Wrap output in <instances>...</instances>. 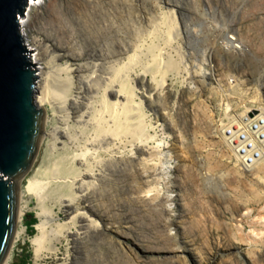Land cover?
I'll return each mask as SVG.
<instances>
[{
  "label": "rangeland",
  "instance_id": "374dc122",
  "mask_svg": "<svg viewBox=\"0 0 264 264\" xmlns=\"http://www.w3.org/2000/svg\"><path fill=\"white\" fill-rule=\"evenodd\" d=\"M172 1L179 2L185 12L177 14L178 25L170 40L164 36L167 32L169 35L166 23L161 24H164L163 27L159 25L152 29L150 10L141 0H42L30 18L27 43L31 45L30 49H34L33 55L37 54L39 58L38 68H43L40 70L41 80L48 79L54 90L71 77L73 92L77 91L76 73L71 69L78 64L84 66L82 76L91 75L96 62L85 56L89 39L110 32L111 27L120 36L129 38L133 44L132 53L137 56L132 63L137 64L129 65L125 79L134 88V104L142 102L138 111H142L145 134L153 137L147 144L153 146L159 139L163 144L160 151L152 149L151 155L147 153L152 159L145 164L140 158L144 155L133 159L128 157L133 143L138 141H134L131 135L103 143L100 139L96 140L101 146L97 147L95 154H88V158L94 161L97 155L95 163L103 166L115 157L118 159L116 165L124 169L109 172L93 195L95 203L110 215L107 222L109 230L98 237H87L82 245L74 242L72 237H63L60 242H55L57 234L49 232L46 247L56 246L57 250H43L37 259L32 240L39 233L37 225L41 219L38 212L45 207L56 218L48 228L50 231L56 223L72 221L74 214L60 204L61 195L66 193L67 187L57 185L62 180L59 174H53L55 163L70 167L71 157L90 147L91 139L97 136L93 119L68 115L69 109L63 106L61 94L54 92V103L46 106L47 133L54 127H64L71 137L66 139L67 145L60 148L61 144L55 146L53 138L44 133L40 150L19 182L17 211L21 208L24 214L16 227L24 232L12 241L9 264H264V176L259 179L250 171L241 170L245 167L238 164L222 137L223 123L226 124L230 117L236 119L240 116L244 112L243 106L253 109L256 106L246 101L239 103L240 96L232 84H238L241 91H246L255 84L260 74H264V0ZM162 5L166 6L163 2ZM116 24L119 25L114 26ZM63 27L65 32L58 31ZM234 32L246 46V52L241 55L228 54L223 49L226 33L234 35ZM70 40L75 47L70 46ZM64 47H69L65 54L84 55L83 60L57 58L64 53ZM136 47L139 50L143 47V56ZM205 52L212 56L208 58ZM153 55L158 57L148 73V79H151L152 72L160 68L158 66L168 61L177 65L165 75L167 89L158 99L144 97V89L148 88L141 86L140 82V75L151 64ZM126 57L106 64L104 71L107 72V67L118 69L127 64ZM98 86L86 97V103L93 106L91 112L94 116L101 106L99 91L102 92L103 87ZM260 92L264 104V91ZM174 101L177 107L172 110ZM155 103H158V110L154 107ZM227 104L229 112L225 111ZM86 119L93 123L90 125ZM70 140L72 143L68 142ZM99 149L102 152L99 153ZM155 153L159 157H154ZM138 167L151 170V176L146 177L151 179L150 184L143 183L146 178H139ZM36 175L48 181L47 189L43 190L46 199L41 196L40 199L33 192L32 182ZM150 187L153 190L146 200L155 209L164 208L165 211L159 215L151 211L143 213L138 198ZM32 216L37 219L33 232L27 225ZM179 216L184 218L182 227L178 228L172 220ZM171 249L177 250L173 253L177 254L175 256H180L175 263H168L170 259L174 261L170 258Z\"/></svg>",
  "mask_w": 264,
  "mask_h": 264
},
{
  "label": "bare ground",
  "instance_id": "6f19581e",
  "mask_svg": "<svg viewBox=\"0 0 264 264\" xmlns=\"http://www.w3.org/2000/svg\"><path fill=\"white\" fill-rule=\"evenodd\" d=\"M35 1L37 3V6L39 7L42 0H35ZM141 2H142V4L143 3L147 4V5H145V7L148 6L147 10L148 9L150 10L151 18H149V19L151 20L152 29L154 30V28H157L162 23H166L168 25V28H169V35H167L168 32L166 31L167 33L164 36H168V39L170 40L173 31L176 29V25H178V24H176V21H177L176 16H179L177 14L185 12L184 9L181 8V4H179V2L174 3L172 0H163V1L158 0L155 2H151L150 0H141ZM162 2L165 3V5L167 7L169 6V8L165 9L166 6H163ZM103 3H102V5H104ZM133 3H134V1H133ZM114 5H115V3H114ZM125 6L127 8V4H125ZM133 6L134 5H132V7ZM117 7H118V4H117ZM114 8H116V6ZM138 9H139V7H138ZM141 9H140V11H141ZM122 10L124 12V9H122ZM125 11H126V9H125ZM114 12L112 15H114ZM136 12H138V11H136ZM119 13L121 14V12H119ZM116 15H117V13H116ZM119 15H117V16H119ZM30 18L25 23L24 29H23V33L25 34L26 41L28 39L27 27H28V22L30 21ZM120 18H122V17H120ZM145 18H147V17H145ZM108 19H110V18H108ZM178 19H179V17H178ZM57 20H58V18H57ZM64 20H65V18H64ZM56 22H58V21H56ZM112 22H113V20H112ZM115 22H116V20H115ZM105 23H106V19H105ZM178 23H179V21H178ZM118 25L116 24L114 26H118ZM111 26H113V25H111ZM163 26H164V24L161 25L160 27H163ZM64 27L60 28L58 31H62V32L64 31L65 32L66 29ZM101 27H102V25H101ZM179 27H180V25H179ZM119 29L120 28H118V30ZM109 30H111V31L104 33L103 35L99 36L98 38L89 39V41H90L89 43L86 42L87 44H89L88 45L89 47H88V51H86L85 56H87L88 59L92 60L93 62H96L93 64L92 68L94 70L91 73V75L88 74L90 76H88L86 78L84 76H82L81 73L84 70V66L80 65V64H78L76 66V68L71 69V71L76 73V76H74V79L78 85V86H76L77 91L73 92V86H72V82H71L72 78L71 77H70L71 79L68 78L60 88L55 89V90L52 89L48 79L44 80L42 78V80H41L42 73L40 70H42L43 68L37 69V72L39 73L38 74L39 80H37V81H40V84L39 85L36 84L37 92L35 95V102H36V105L38 106L39 109H44L45 112L47 113V107L46 106H49V105L51 106L54 103V102L52 103V101H53L52 96H53L54 92L58 91L59 94H61L60 100L63 101V106L65 108L69 109L68 115L72 114L74 117L80 116L82 119L83 118H90L91 120L93 119V121L96 125V128H97V136L95 138L94 137L92 138L94 140L91 139V141H92V143L90 141L91 146L90 147L88 146V147L82 149L78 153H75L71 157L70 167H66V165L61 166V165H59L58 162L55 163V170H53V174H56V175L59 174L58 176L61 177V179L60 178L59 179L62 180V182L57 184V185L60 187H67L66 193L61 195L60 204H61V206L65 207L66 211H71L74 214L71 217L72 221L56 223V227H54L50 231V230H48V228L50 225H52L54 223L56 218L53 216V214L51 212L48 213L47 211H49V210H47L45 207L42 208L41 212H38V215L41 219V223H39L37 225L39 233L32 240V244L36 247L37 259L41 256V253L43 250L48 249L52 252H55L57 250L56 246H52L49 248L46 247L47 236H48L49 232H54L57 234L56 237L54 238L55 242L56 241L60 242V239L63 237L64 238L65 237H72L74 242H78L82 245L87 237H89V239L91 236L98 237L99 235H102L103 233H106L107 230H109V226H108L107 222L110 219V215L107 214L104 210H102L101 207L98 206V204L95 203L93 195L97 191V188H99V185H101L102 181L106 178V175L109 174V172H113V171H117V170L123 171L124 169L121 168L120 166L116 165L115 161L117 162L118 159L115 157H112V158L109 157L111 160H108L107 163H105L103 166H99L97 162H96L97 164L95 163V161L97 160V155H95L96 158L94 161H91V158H88V154L89 155L95 154L97 152V150H98L97 147L101 146L100 141L103 143L104 141L109 142L111 139L119 138V137L125 136V135L133 136L134 141L136 139L138 141L136 140L137 143H135V144L133 143V148L131 149V155L128 157H132V159H133L136 156L140 157V156L144 155L140 158L145 164H148L150 159H152V157L149 158V156H147V153L151 155V153L154 151L152 149H157L160 151V146L163 144L162 139L155 140V144L153 146L147 144V142L152 140L153 137L151 135L145 134V125L143 123L142 116H141L142 111H138L139 109L141 110L142 102H140L136 105L134 104L135 103L134 88L130 85L129 80L125 79L128 76L129 65L131 66V64L132 65L137 64V63L136 64L132 63L133 60L134 59L136 60V58H137V56L134 53H132L133 52V49H132L133 44H132L131 40H128L129 38L126 39V38L120 36L117 33V31L112 30V27ZM127 31H128V29H127ZM179 31H180V29H179ZM181 31H182V29H181ZM153 33H155V32L153 31ZM153 33H151V34H153ZM157 33H158V31H157ZM176 34L178 35V33H175V35ZM238 36L239 35L235 32H234V35H229V33H226L225 37L223 38V49L228 54L237 53L238 55H241V54L246 52V46L244 45V43L240 40V38ZM71 41L72 40H70V46L75 47V45L71 44ZM168 43L169 42H167L166 45H168ZM27 44H28V46H31V45H29V43H27ZM145 44L147 45V42ZM152 46L153 45H151V47ZM55 48H57V46H55ZM67 49H69V47H66V48L64 47L62 50V51H64V53H61V54L57 55L56 57L57 58H63V59L70 57V58H72V60L79 61V62L81 60H83L84 55L82 56V55L74 54V55L70 56V54H65V51L67 52ZM136 49H137V51H140L141 54L143 53V51H142L143 47L141 50H139V48H137V47H136ZM160 50H161V48H160ZM160 50H159V52H160ZM205 54L208 56V58H210L212 56V55H209L207 52H205ZM35 55L32 54V59L37 65V64H39V62H38L39 58H38L37 54H35ZM145 55H144V58H145ZM157 55L152 56L151 64L149 66H146L145 71L142 72V74L140 73L141 75L139 74L141 77L140 78V82L142 84L141 86H146L148 88V89L143 88L144 91L146 92V94L144 93L145 94L144 97H147V98L154 97V99L155 98L158 99L159 98L158 96H161V94L164 92V90L167 89V85H165V80H164L165 75H167V73L169 71L175 69L176 68L175 66H177V65H175V63H173L171 61H168V62L162 64L161 63L162 61L160 60V63L162 64V66H158L160 68H157L154 72H152L151 73V79H148L147 78L148 73L151 71V67L155 64L156 59L158 57ZM125 56H127L126 58L128 59L127 64L124 63L123 66L119 67L118 69H115L114 67H107L106 68L107 72L104 71V69H105L104 66L106 64L114 63L115 61H120ZM141 56H143V54ZM161 56H163V54ZM138 57H139V55H138ZM139 60H141V58ZM222 60H223V58H222ZM137 61H138V59H137ZM147 62H148L147 63V65H148L149 61H147ZM76 64H77V62H76ZM141 65H142V63H141ZM156 67H157V65H156ZM133 68H136V67H133ZM97 71H101V74H97ZM131 72H133V70ZM125 73H126V75H125L126 77H124ZM263 75L264 74H260V76L258 77V80L254 82L255 84L252 85L251 88H247L246 91H241V89L238 88L239 86H237L238 84H234V83L232 84V85H234V87H233L234 90L237 91V93L240 96V102L239 103H241L243 101L244 102L246 101V102L251 103V104L255 103V104H253L254 106L256 105L254 107L255 109L251 108V106L250 107L243 106L244 112H242V113L249 112L252 110L251 115L247 116V123L254 124V119H256V123H257V127L254 128L253 131H250L249 129H247V126H246V130L249 133L253 132L252 133L253 136L251 138H249L247 140H242L241 142H237V140H236V142H234V147L238 151L236 153L237 160L236 159L235 160L237 162L241 161L239 163V165H243L245 167L244 169H241V170L250 171V174L254 175L255 177H257L259 179L263 178V176H264L263 175L264 174V136L260 137V134L264 133V104L262 102L263 98L261 99V92H260V90L262 92L264 91V89H263L264 88V82H263L264 77H263ZM229 82L232 83L233 81H229ZM98 85H100V87H103V91L102 92L99 91L100 92L99 94H100V103H101L100 105L101 106L99 105L100 109L98 110L97 114L94 116V115H92V112H91V110H92L91 107H93V106L90 107V104L88 105L86 103V101H88L86 97H87V95L92 93L94 90L99 88ZM139 89H141V88H139ZM248 90L250 91V93H247ZM94 96H95V94H94ZM157 104L158 103H155L154 107L155 108L157 107L156 109L158 110ZM220 105H221V103H220ZM228 105L229 104L225 105L226 106L225 111H228V109L230 108V106H228ZM176 107H177L176 101H174L173 105H172V110H174ZM167 114H168V112H167ZM225 114H227V112ZM68 115H67V118H68ZM253 116H254V118H252ZM261 117L263 118L262 122H260L261 119H259ZM86 120H88V119H86ZM228 120L232 121L233 118L230 117V119H228ZM88 122H90V121L88 120ZM46 123L47 122L45 120V123L43 126V133H45V135H48L49 137L53 138V140H54L53 144L55 146L58 144H61L62 146L60 148H64L67 145L66 139H69V137H71L68 134L67 129L64 127H54L52 129V131H50V132L48 131V133H47ZM91 123H93V122H90V125H91ZM224 124L225 123H223V126H224ZM249 124H247V125H249ZM226 127H227V125L225 126V128ZM93 134L95 135V133H93ZM220 134L222 135V133H220ZM238 134L239 133H237V136H238ZM91 135H92V133H91ZM99 139H100V141L98 143H96V140H99ZM68 142L72 143L71 140ZM121 142H123V141H121ZM249 144L251 146H249ZM106 147L108 148L107 144H106ZM101 149H99V153L102 152ZM241 149H244V151L242 152ZM103 150H105V149H103ZM108 150H110V148ZM154 157H159V155L157 153H155ZM102 158L100 157L101 160H102ZM248 159H250V160H248ZM102 161H104V160H102ZM99 164H100V162H99ZM141 168L142 167L136 168L139 171L138 176L140 179H144L146 177L148 178L149 176H151V170H148V169L147 170H145V169L141 170ZM50 172L52 173V170H50ZM147 178L143 181L144 184H146L147 182H148V184L151 183V179H147ZM54 180H56V179H54ZM47 184H48V181H45L43 176L36 175L35 180L32 182V189H33L34 194L37 193V196L39 195L38 196L39 198H40V196H41V198H45L43 190L47 189L46 188ZM152 190H153V187L148 188L147 191L140 194L138 196V198L140 199V203L143 206L142 207L143 213H147V212L151 211V212H156L159 215L161 212L165 211L164 208H162V206H161V209L160 208H159V210L157 208L155 209L151 205L149 206V202L146 200V197L147 196L149 197L151 195L150 193ZM138 198H136V199H138ZM114 211H116V210H114ZM23 214H24V211H22L21 208H18L17 215H16V225L22 219ZM183 218H184L183 216H179L178 218L175 217L172 220V224L176 225L178 228L182 227ZM111 228L113 229L114 226H112ZM23 232H24V230L22 228L19 230V228L16 227V230H14L13 239L20 236ZM167 238H171V237L167 236ZM170 252H172L170 254V258L174 259V261H172L170 259V262H168V263L177 262L180 256L177 257V256H175L177 254H173V253H176L177 250L171 249ZM212 259H213L212 261H214L215 256H213ZM4 264H9V255H8ZM66 264H69V263H66Z\"/></svg>",
  "mask_w": 264,
  "mask_h": 264
},
{
  "label": "water",
  "instance_id": "95a60500",
  "mask_svg": "<svg viewBox=\"0 0 264 264\" xmlns=\"http://www.w3.org/2000/svg\"><path fill=\"white\" fill-rule=\"evenodd\" d=\"M35 0H0V264L16 230L19 182L40 150L46 119L35 102L38 66L23 33Z\"/></svg>",
  "mask_w": 264,
  "mask_h": 264
},
{
  "label": "built area",
  "instance_id": "2783aa9c",
  "mask_svg": "<svg viewBox=\"0 0 264 264\" xmlns=\"http://www.w3.org/2000/svg\"><path fill=\"white\" fill-rule=\"evenodd\" d=\"M251 113H252V110L249 112L242 113L240 116H238V118H236V119L233 118L232 121L227 120V123L223 127L224 141H225L229 151L232 152V154L234 155L236 160H237L236 153L238 151L234 147V142H236V140H237V142H241L242 140H247L253 136L252 135L253 132L249 133L246 130V126H247V129H249L250 131H253V129L257 127L256 119H254V124L247 123V116L251 115ZM252 118H254V116ZM259 119H261L260 122H262L263 118L261 117ZM247 124H249L250 126ZM226 125H227V127L225 128ZM237 133H239L238 136H237ZM263 136H264V133L260 134V137H263ZM249 146H251V145L249 144ZM241 151L243 152L244 149H241ZM248 160H250V159H248ZM240 162L241 161H238V164ZM241 166H243V165H241Z\"/></svg>",
  "mask_w": 264,
  "mask_h": 264
},
{
  "label": "trees",
  "instance_id": "16d2710c",
  "mask_svg": "<svg viewBox=\"0 0 264 264\" xmlns=\"http://www.w3.org/2000/svg\"><path fill=\"white\" fill-rule=\"evenodd\" d=\"M27 225L30 231L33 232L34 228H33V224L37 221L36 217L32 216L31 219L27 220ZM24 264H27L26 262H24Z\"/></svg>",
  "mask_w": 264,
  "mask_h": 264
}]
</instances>
